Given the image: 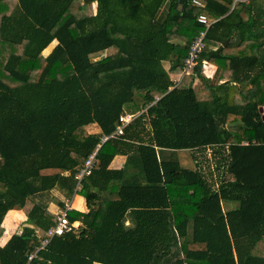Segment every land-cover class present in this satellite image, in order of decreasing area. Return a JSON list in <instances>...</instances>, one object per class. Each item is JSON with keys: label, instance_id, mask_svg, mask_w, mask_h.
Instances as JSON below:
<instances>
[{"label": "trees", "instance_id": "trees-1", "mask_svg": "<svg viewBox=\"0 0 264 264\" xmlns=\"http://www.w3.org/2000/svg\"><path fill=\"white\" fill-rule=\"evenodd\" d=\"M192 1L0 0V242L8 210L28 224L0 264H264V0ZM199 13L214 21L198 85L170 89ZM121 113L135 117L100 142ZM98 144L76 190L88 211L42 244L51 190L71 194Z\"/></svg>", "mask_w": 264, "mask_h": 264}, {"label": "built area", "instance_id": "built-area-1", "mask_svg": "<svg viewBox=\"0 0 264 264\" xmlns=\"http://www.w3.org/2000/svg\"><path fill=\"white\" fill-rule=\"evenodd\" d=\"M193 4L199 7H203L204 5L197 1L193 0ZM196 21L202 25V29L199 31L198 35L192 40V42L189 45L187 55L183 61V65L181 68V71L177 74L171 75L170 81H171V88H175L177 86H181L183 84V81L185 77L188 75H192L194 72V68L198 62V58L200 56L201 51L203 50L205 44V35L210 27V25L213 23L214 19L208 18L204 13H199L196 17ZM206 64V61H203V65ZM135 116L121 113V115L118 118L119 123L116 125L115 130L109 134V135H102L100 137V142H104L107 139L113 138L117 135L123 134V128L126 124H128ZM100 144L96 146V148L88 155V157L85 159L83 165L77 170L75 174L76 179V188H80L81 180L84 177H87L91 171L94 169L96 165V151ZM70 209L69 204H65L62 209L59 210V214L57 216L56 223L53 227H51L47 233V238L44 239L42 244L46 243L48 238L53 236L54 234H62L65 231H68L70 229V224L67 219V213ZM36 256V251L30 253L28 255V260H31ZM188 264V263H184Z\"/></svg>", "mask_w": 264, "mask_h": 264}, {"label": "crops", "instance_id": "crops-1", "mask_svg": "<svg viewBox=\"0 0 264 264\" xmlns=\"http://www.w3.org/2000/svg\"><path fill=\"white\" fill-rule=\"evenodd\" d=\"M165 12H166V6L165 4L162 5V7L160 8V10L158 11V17L159 19L163 18V16L165 15ZM56 41V40H55ZM48 47V46H47ZM46 47V48H47ZM45 48V49H46ZM44 49V50H45ZM43 50V51H44ZM49 51L50 48H48ZM42 51V52H43ZM49 53V52H48ZM43 54V53H42ZM44 55V54H43ZM163 65L165 68H168L169 67V64L167 61L163 62ZM203 70H204V73L206 74V76L209 78L213 75L214 73V70L215 68L213 67V65L209 62H206V65H204L203 67ZM194 76H192L189 80L187 79L188 81V85H191V86H195V85H198V80L193 78ZM87 130L89 132H92V133H98L100 132L99 128L97 127V125L95 123H92L88 126H86ZM126 160V156L125 155H116L114 156V158L112 159V161L110 162L109 164V168H114V169H119V168H122L123 165H124V162ZM188 161V160H187ZM79 188H76V186L74 187L73 189V192L71 194H65L64 192L62 191H59L58 189H53L51 190L50 192V195H51V200L49 201L48 203V209L55 213V214H58L59 210L61 208H63V206L65 204H69L70 206V209H74V210H77L79 212H87L88 209L86 207V203H85V199L83 196H81L80 194L78 195L76 193V190H78ZM100 194L102 196H107L109 198H116V193H110L108 191H101ZM56 201H61L63 202L62 204L63 205H60V204H57ZM9 212H14L15 213V216H14V219L16 221H14V231L12 232V234L16 231H19L21 230V228L25 225H28L27 224V221H26V215L25 213L22 211V210H16V209H10L6 212L9 213ZM5 214V215H6ZM5 217V216H4ZM4 219V218H3ZM21 222V223H20ZM2 223H3V220H2ZM76 225H80V222L79 221H75L74 222ZM1 226L3 227V232H4V226L3 224H1ZM3 232L2 234L0 235V237H2L3 235ZM10 234L4 242H0V245H4L7 240L10 238V236L12 235ZM93 264H101L99 262H94Z\"/></svg>", "mask_w": 264, "mask_h": 264}, {"label": "rangeland", "instance_id": "rangeland-1", "mask_svg": "<svg viewBox=\"0 0 264 264\" xmlns=\"http://www.w3.org/2000/svg\"><path fill=\"white\" fill-rule=\"evenodd\" d=\"M55 44H56V41L54 40V41H52L50 44H49V46L42 52L44 55H47L48 54V52H50L49 50H48V48H50V50L53 48V46H55ZM42 54V55H43ZM204 65H206V64H204ZM192 77V75H187L186 77H185V79H184V81H183V84L182 85H188V81H187V79L189 80L190 78ZM262 110V112L264 113V108H262L261 109ZM185 155L184 156V159L187 161L188 160V162L189 163H192L191 162V160H190V152L188 151V150H184V151H180V152H178L177 151V155ZM186 164V163H185ZM206 164V163H205ZM210 164V163H209ZM191 165V164H190ZM79 195V194H78ZM224 206L225 207H232L233 206V204L231 203V204H225L224 203ZM4 225H5V227L6 228H10L11 226H12V224H11V222H10V220L9 219H4ZM21 223V222H20ZM13 231H14V229H13Z\"/></svg>", "mask_w": 264, "mask_h": 264}, {"label": "water", "instance_id": "water-1", "mask_svg": "<svg viewBox=\"0 0 264 264\" xmlns=\"http://www.w3.org/2000/svg\"><path fill=\"white\" fill-rule=\"evenodd\" d=\"M226 43H227V40L224 41V44H226Z\"/></svg>", "mask_w": 264, "mask_h": 264}]
</instances>
